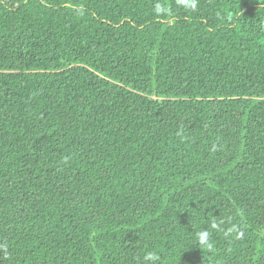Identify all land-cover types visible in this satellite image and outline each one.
I'll list each match as a JSON object with an SVG mask.
<instances>
[{"label":"trees","instance_id":"1","mask_svg":"<svg viewBox=\"0 0 264 264\" xmlns=\"http://www.w3.org/2000/svg\"><path fill=\"white\" fill-rule=\"evenodd\" d=\"M148 252L264 264V0H0V264Z\"/></svg>","mask_w":264,"mask_h":264},{"label":"clouds","instance_id":"2","mask_svg":"<svg viewBox=\"0 0 264 264\" xmlns=\"http://www.w3.org/2000/svg\"><path fill=\"white\" fill-rule=\"evenodd\" d=\"M180 6L185 8V10L195 11L197 9V0H180ZM195 235L196 244L207 248L212 247L209 231H198L195 233ZM144 259L146 262H148V264H156V261L159 259V257L153 252H148L146 253Z\"/></svg>","mask_w":264,"mask_h":264}]
</instances>
